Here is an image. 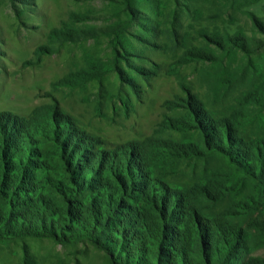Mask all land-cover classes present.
<instances>
[{"label": "rangeland", "instance_id": "374dc122", "mask_svg": "<svg viewBox=\"0 0 264 264\" xmlns=\"http://www.w3.org/2000/svg\"><path fill=\"white\" fill-rule=\"evenodd\" d=\"M0 264H264V0H0Z\"/></svg>", "mask_w": 264, "mask_h": 264}]
</instances>
